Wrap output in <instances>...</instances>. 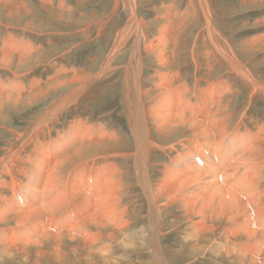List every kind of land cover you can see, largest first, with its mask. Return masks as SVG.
I'll return each mask as SVG.
<instances>
[{
  "label": "bare ground",
  "instance_id": "bare-ground-1",
  "mask_svg": "<svg viewBox=\"0 0 264 264\" xmlns=\"http://www.w3.org/2000/svg\"><path fill=\"white\" fill-rule=\"evenodd\" d=\"M136 1L137 0H123L125 4L123 5L129 13L128 21L116 32V36L105 55L106 59L102 61V66L93 80H85L84 75H71L59 79L45 90L38 87V90L33 91V93L29 95L9 92L11 90L24 91L27 89L25 85V89L21 84L16 83L7 86L6 83L0 80V115L4 118L7 104L11 108H14L22 99L29 98L26 102L31 103L35 96L40 98L48 97L51 95L52 91H55V89L61 85H69L70 87L65 95L51 102L43 113L37 115L27 129L19 135L17 134V139H20L18 143L6 147L5 151L0 155V168L3 167L6 175L11 177V181L16 180V182L23 183V180H25L26 183H23V189L25 191L28 189L35 191L37 200L42 201L41 204H36L37 206L32 205L31 202H29L28 206H26V203H22V209L19 210L10 206L13 202H9L7 203V206L10 207L8 212L9 215L7 214L8 218L12 219L15 226H20L22 228L33 224L31 223L32 219L36 218L43 219L45 217H55L57 220L58 217H56V215L63 214V210H69L70 204L73 207L74 203L75 205L77 203L81 205V207H79L83 208L85 211L84 217H81L80 219L78 218L79 220L74 224H72L69 219V221L66 220L68 221L67 224L64 220H60L61 222H65V229L50 230V228L46 229L47 227H45V229L40 232H37L36 229L35 232L39 234L36 241L29 239L31 234L27 233L26 236L19 235L20 237L18 239L20 240L22 238L23 241H16V243L14 237H12L14 229H11L10 231L7 230L9 232H5L6 237L3 242L0 240L1 261L11 256L14 250L20 249L21 252L27 253L29 245H34L39 259H49V257H52L57 260H65L66 241L73 243V245H71L73 247L69 252H72V255L74 253V257L78 262L80 261V258L77 255V251L80 248L84 250L82 253L85 252V257H88L89 260L92 261L95 256L91 253L93 252L91 249L103 239L106 240V243L104 246H101L102 250L100 253L102 255L108 252L110 253L112 246L109 241H114L113 238H115L116 235L119 236L131 221L127 216L125 217L127 206H124L122 203L123 193L125 192L126 186L125 178H127L128 175H131L139 186L146 201L147 227L145 226L144 233L141 234H145V236L146 234L148 235V245L152 250L153 264H169L164 253L165 248L162 246L160 234L164 220V211L168 207L170 210L173 208L178 209L177 206L180 211L179 216L185 218L184 222H182L186 229L185 236L183 237V240H185L184 243L191 242L192 244L188 253L190 257H194L196 253H201V251L204 250L214 257L235 256L238 259L235 261V264H264V230L260 229L262 228L260 227L261 222L264 221V179L262 178L264 176L260 173L262 170L260 165L258 166V164H262L258 160H264V152L261 150L263 143L261 142V139L263 137L261 139L253 140L255 145L250 148V150L247 149V153H244L237 158L235 156L237 160L235 162L236 166L234 165L230 169V171H233L237 169L239 165L247 164L248 166H251L252 170V173L249 176L243 174V176H239V178L234 180L219 183L217 178L209 179L208 177L201 176V174L199 175V173L198 175L195 173V175H186L182 170H176L171 166H163L164 169L160 171V175L156 180L151 177L148 168L152 165L153 152L160 148L163 149L152 135V132L153 134L155 132L158 136L166 139L174 135V133H180L183 137L180 140V144H182L181 147H188L191 144L193 145L196 143V139L202 140L203 142L211 141L212 144L210 143L207 145L213 146L214 144L213 147L217 146L215 148L216 150L219 148V144H221L223 139L227 138L228 140L229 135H231L228 133L230 132L234 134L237 128L236 126L231 125L230 121H227L228 118L225 120V117H227L225 114L228 106L227 102H225L226 97L218 98L217 96L218 99L215 97V101H212L213 103L208 105L203 94L197 88L198 82L196 84L193 83L192 85H187V83L184 85L185 82L183 83L180 77H178L180 72L175 69L177 67V62H175L177 60L175 57L177 55V50L174 49V44L180 33L179 26L187 21V16H183L176 21L175 19L178 16L175 13V10L173 8L169 9V7L162 6L163 9L159 12L163 20H161L157 29L156 45L153 40L151 41L147 38V35L143 30L144 24L137 17L136 4L138 1ZM2 2L3 4L0 5V10H3V17L5 19L11 17L18 22L25 19L23 18L25 15H23L22 9L26 10L29 7L26 0H0V3ZM15 2H18L20 5V11H11V9L19 8H13L15 7L13 6ZM18 4L16 5L18 6ZM114 4L115 7L113 6V10H116L119 6L118 0H115ZM190 4L191 1H189V5ZM199 5L205 25L204 27L207 31L211 32V35L207 38L211 47L209 46L210 49L204 51L206 62L205 68L208 70L205 76L211 78L212 75L209 74L212 72L213 66L220 65L221 67H224L226 69L225 71L229 72L230 75L243 81V85L250 92V100L257 95L264 96V80L257 78L249 70V67H247L244 61L240 58L239 49L236 51L231 48H225L224 46L228 45L225 42V45H223L222 37L219 36L220 33L217 34L214 31L211 23V10L209 11L210 6L208 5L207 0H199ZM190 9L193 8L191 7ZM185 14H188L187 11ZM18 22H16V24H18ZM257 37L258 36L255 37V40ZM13 39L15 40L14 37ZM13 39L11 34L6 38V40L9 41V45L12 47L15 45ZM130 39L131 49H128L126 54V62L123 63V65H120L122 66V79L119 83V90L128 129L130 130V137L133 143L132 151L130 152L127 149L126 152H123L121 151L122 149H119L120 143L115 131H109L103 126H87L82 120L72 121L68 126L65 135L63 137L58 136L54 141L46 140L45 143H41L39 141L40 137L36 139L38 135H41L45 127L52 124V122L56 120L68 106L81 101V98H85L86 100V97H93L96 95V85L99 81H102L103 78L109 76L113 72L115 69L113 67L114 63L120 54H122V49L119 48L125 44L126 41L130 42ZM257 41L258 42L252 41V38L251 40L249 39L247 50H255L253 47L256 48L258 45L260 46L264 44V33L259 35ZM169 42L171 48L166 49V44ZM1 52V67H7L10 69L14 76L17 74V71H12L10 66V55L14 51L11 52V49H7ZM24 54L25 51L24 53L22 51V55L15 57L17 63L22 62L25 56H27H24ZM144 54L153 57L156 66L160 68L152 70L153 80H151V82L154 86L152 87L153 92H150L148 87H146L147 85L145 86L143 84ZM214 80H207V91L204 92L206 93L204 96H207L208 99L210 97L211 99H214L212 96L217 90H219V85H221L223 81V87L224 85L225 87L230 85L228 83L230 82L229 80L221 79L218 83ZM12 81H14V79ZM34 83H36V80H31V83L28 82V86ZM203 88L200 89L202 90ZM221 89L219 90L221 92L220 96L228 94L227 88V90H224L225 88ZM28 90L30 89H27V91ZM193 97H195V101H192ZM203 107L205 112H207L206 115L202 109ZM203 115L206 117H203ZM188 129L191 133H187ZM262 132H264L263 128L260 133ZM189 136L191 138H189ZM245 139L247 138L243 137L244 142ZM192 140H194V143H191ZM69 142H78V144L68 150ZM26 146H29V149H27L29 153L24 150ZM123 146L128 148V145ZM173 146L175 147V145ZM179 149L177 151L181 153L182 151L180 152ZM19 152L28 154H24L26 157L23 159V157L19 155ZM123 157L132 160V170L130 174H127L122 166L115 160H120ZM97 158L99 160L102 159L103 162L95 164V160L92 159ZM20 161L24 163V167H21L24 171L22 174V180L15 175V172L12 171V169L7 168L11 164H17V162ZM180 161H182V159ZM78 162L80 163L78 164ZM87 163H91L90 168L85 167ZM30 164V169L26 168L27 165ZM173 164H177V161ZM256 166L259 167V172H257V170L254 172ZM26 171H28V175L25 173ZM84 172L90 174L91 178L99 180L95 181L98 184L94 185L96 186L95 189L93 187L91 188L92 193H90L89 190V193L83 192V187H79L77 181H75V178L84 174ZM228 174L230 175L232 173ZM128 178H130V176H128ZM81 181L83 180L81 179ZM1 184L2 183L0 182V185ZM8 187L12 192H17V189H19V186L14 183L9 184ZM260 188H262L261 193L258 192ZM1 194L2 193L0 192V200L2 198L4 199V196ZM88 194L92 196H88ZM5 204L6 203L2 205L0 204V215L7 211ZM259 207L261 209H258ZM255 208L258 209L256 210L258 211L257 213H259L257 214L254 212L258 215L255 216V223L256 225L260 223V228L250 227V211ZM71 211L73 213L72 209ZM65 213L68 214V211H65L64 214ZM7 216L5 215V217H3L6 218ZM62 219H64V216ZM1 221L5 220L3 219ZM43 226L46 225L43 224ZM18 229L16 232H18ZM9 238L13 239L9 241ZM117 238L116 240H118ZM143 238L141 236V239ZM250 241L254 247H261L256 253L247 251V247L245 251L239 250L245 247V242ZM202 243H204V245H202ZM47 244H49L51 250L49 253L44 249ZM121 247L122 246L120 245V249ZM101 254H97L96 256H102ZM76 260L74 259L75 262H77ZM91 261L87 262V264H90Z\"/></svg>",
  "mask_w": 264,
  "mask_h": 264
},
{
  "label": "rangeland",
  "instance_id": "rangeland-1",
  "mask_svg": "<svg viewBox=\"0 0 264 264\" xmlns=\"http://www.w3.org/2000/svg\"><path fill=\"white\" fill-rule=\"evenodd\" d=\"M26 1L29 7L26 10L22 9L23 15H25L23 16V18L25 19L21 20L20 22L11 17L9 19H5L3 17V10H0V39H2L0 40V54L2 53L1 51L7 49H11V52L14 51L10 55V66L12 71H17V74L13 76L10 69H8L7 67H1L0 65V80L6 83L7 86L16 83L21 84L24 89L25 86L27 89H30L28 91L27 89H25L24 91L11 90L9 91L10 93L29 95L32 94L33 91L38 90V87H41L45 90L47 87L53 85L54 82L58 81L59 79L71 75H84L85 80H93L96 77V73H98L102 66V61L106 59L105 55L116 36V32L124 26V24L128 21L129 16V13L124 6L125 4L123 0H118L119 6L116 8V10H113V6L115 7V0ZM137 1V17L144 24L143 30L147 35V38L151 41L153 40L156 45L157 29L160 25L161 20H163L160 15V12L163 9L162 6L169 7V9L173 8L175 10V13L178 16L175 19L176 21L183 16H187V21L179 26L180 33L177 36L176 43L174 44L175 46L173 45L174 49L177 50V55L175 56L177 59L175 61L177 62V67L175 66V69L179 70L180 72V76L178 75V77H180L183 83L185 82L184 85L186 83L187 85H192L193 83L196 84L198 82L197 88L203 94V97L205 98V101L208 105L210 103H213L217 96L218 98L226 97L225 102H227L228 106L225 114V116L227 117H225V120L228 118L227 121H230V124L236 126L237 128L234 134L230 132L228 133L232 136L229 135L228 140L227 138L223 139L221 141V144H219V148H217L216 150L215 148L217 146L213 147L214 144L213 146L207 145L210 144L211 141L203 142L202 140L196 139V143H194V140H192L191 143L194 144L192 145L190 143L191 145L188 146L190 148H188L187 146L181 147L182 144H180V140L183 137L180 135V133H174V135L166 139L158 136L155 132L154 134L152 132V135L164 150L160 148L161 150L159 149L153 152L152 165L148 168L151 177L156 180L160 175V171L164 169L163 166H171L176 170H182V172H184L186 175H198L199 173V175L201 174V176L208 177L209 179L217 178L219 183H223V181L228 182L230 180H234L236 178H239V176H243V174L245 176H249L252 173V170L251 166H248L247 164L239 165L238 168L233 171H230V169L236 164L235 162L237 161L236 158L238 156L247 153V149L250 150V148L254 147L255 143H253V140L259 138L261 139L263 137V140L261 139V142H263L261 150L262 152H264V132L260 133L261 129H264V96L257 95L250 100V92L243 85V81L237 77H233L232 75H230L229 72L225 71L226 69L224 67H221L220 65L213 66L212 72L209 74L212 75L211 78H207L205 76L208 70H206L205 68L206 62L204 51L210 49L211 47V45L209 44V40H207V38H209V36L211 35V32L207 31L204 27L205 25L201 16V9L199 8V0ZM189 1H191L190 5ZM207 2L210 6L209 11L211 10V23L213 29L217 34H221H219V36L222 37L223 45H225V43L228 45H225L224 47L227 49L231 48L236 51H238L239 49L240 58L242 61H244L245 65L249 67V70L257 78L264 80V44L260 46L258 45V47L256 48L253 47V49L255 50H247L248 40H251L252 38V41L258 42L257 39L259 35L264 33V19H262L264 18V0H207ZM2 4L3 2L0 3V5ZM16 4H18V2L14 3L13 6L15 7L13 8H19L11 9V11L15 12L21 10L20 5L18 4L17 6ZM191 7L193 9H190ZM186 11L188 13L187 15L185 14ZM16 22H18V24H16ZM10 34L12 39L13 37L15 38V40L13 39V41H15V45L13 46L14 48L10 46L9 41L6 40V38L9 37ZM256 36L258 37L255 40ZM127 42L128 41H126L125 44H123L119 48L122 49V54H120V56L114 63L113 67L115 69L113 70V72L109 76L103 78L102 81H99V83L96 85V95L93 97H86V100L85 98H81V101L68 106L67 109L63 111L57 117V119L52 122V124L49 125L50 127H45V132L44 130V133L42 132L43 135L41 133L43 138L41 135H38L36 139L40 137L39 141L41 143H45L46 140L54 141L56 140V138H58V136L63 137L65 135V132L72 121L82 120V122L87 126H103L109 131H115L120 143L119 149H122L121 151L123 152H126L127 149L130 152L132 151L133 143L130 137V130L128 129V124L126 116L124 114V107L121 99V93L119 90V83L122 79V66L120 65H123V63L126 62V54L128 52V49H131V39L130 42ZM165 48H171L170 42L166 44ZM257 48L260 50H258ZM22 51L23 53L25 51L24 56H27H25L22 62L17 63L15 57H19V55H22ZM146 55L147 54H144L143 84L145 86L147 85L146 87H148L150 92H153L152 87L154 86L151 82V80H153L152 70L160 68L156 66L153 57H151L150 55ZM13 79L14 81H12ZM221 79L230 81L228 82L230 85L226 87L225 85L223 87L224 81L221 85H219V90L221 88H225L224 90L228 89V94L220 96L221 92L217 90L215 94H218H214L215 96H212V98L214 99H211V97L208 99L207 96L205 97L204 95H206V93L204 92L207 91V82L209 80H214L218 83V81H221ZM31 80H36V83L28 86V82L31 83ZM202 80L205 82H203ZM148 84H150L151 87ZM199 87L204 88L201 90ZM69 89V85H61L60 87L56 88L55 91H52L51 95L48 97L46 96L45 98H40L38 96H35L33 98V102L31 103L26 102L29 100L28 98L22 99L21 102H19L14 108H11L7 104L5 110V118L1 117L0 115V155L3 153V151H5L6 147H9L14 143H18L20 139H17V134L19 135L25 129H27L37 115L43 113L46 110V107L51 102L65 95ZM192 101H195V97H193ZM202 109L206 115L207 112H205L204 107ZM203 117L206 116L203 115ZM187 133H191L189 129L187 130ZM243 137L247 138L245 139V142L243 140ZM189 138L191 137L189 136ZM77 144L78 142H69L68 150L72 149ZM172 144L178 148H175ZM123 145H128V148L124 147ZM28 147L29 146H26L24 150L29 153V151L27 150L29 149ZM178 149L180 150V152H182L179 153V151H177ZM183 150L185 151V153ZM28 153L19 152V155L24 159L26 157V155L24 154ZM181 159L182 161H180ZM92 160H95V164H100L101 162H103L102 159L99 160L98 158ZM115 160L122 166L123 170L127 174L131 173L132 160L126 157H123L120 160ZM175 160L177 161V164L174 165L173 163L176 162ZM258 161L262 163L258 164V166L260 165V168L262 169L260 173L262 176H264V160ZM79 163L80 162H78V164ZM258 166H256L257 168H254V172L255 170L259 172L260 169ZM21 167H24V163L20 161L17 162V164H11L7 168L12 169V171L15 172V175L20 180H22V174L24 171L21 169ZM30 167L31 164L27 165L26 168L30 169ZM85 167L90 168L91 163H87ZM3 171L4 169L3 167H1L0 182L2 184L0 185V192L2 193L1 195L4 196V199L2 198L0 200V204L2 205L6 203L5 207H7V213L4 212L5 214L2 213L0 215V228L2 229V231L0 229L1 242H3L6 237L5 232H9L11 229H14L12 237H14L15 242L23 241L22 238L20 240L18 238L20 236H26L27 233L31 234V236H29L30 238L28 237L29 239H33L36 241L39 237V234L37 232L42 231L43 229H45V227H47L46 229L50 228V230L65 229V222L67 224L70 220L71 223L74 224L81 217H84V209L80 208L81 205L76 203V205L78 206L77 207L74 203L73 207L70 204L69 210H65L66 212L68 211V214H64V210L63 214H57V220L55 217H49L50 219L45 217L43 219L41 218L42 220L40 218H36L37 220L32 219L31 223L33 224H30L29 226H24L22 228L20 226H15L12 219L8 218L7 216L10 210V207L7 206V203L13 202V205L11 204L10 206H13L15 207L14 209L19 210L22 209V203H26V206H28L29 202H31L32 205L37 206L36 204H41L42 201L37 200L35 191L29 189L25 191L23 189V183H26L25 180H23V183L18 181L16 182V180L11 181V177L7 176L5 171ZM25 173L28 175V171H26ZM228 173L232 174L229 175ZM80 176H77L75 178L78 186L81 188L83 187V192L89 193V190L90 193H92L91 188L93 187L95 189L96 186L94 185H98L95 181L99 180L91 178L90 174H87V172H84V174ZM128 176H130V178H128ZM128 176L127 178H125L126 186L125 192L123 193L122 203L124 204V206H127L125 217L127 216L129 219H131V221L130 224L125 228V230L119 234V236L116 235V237L113 238L114 241H109L111 242L110 244L112 246V250H110V253L108 252L104 255L100 253V251L102 250L101 246H104L106 243V240L103 239L100 240V243H97V245L91 249L93 251L91 253L93 254V256H95L92 261L89 260L88 257H85V252L82 253V251L84 250L80 248L77 251V255L80 258V261L78 262L74 257V253L72 255V252H69L73 247L71 246L73 245V243L66 241L65 260H57L52 257H49V259H39L37 257L34 245H29L27 253L21 252L20 249L14 250L11 256L7 257L5 260H0V264H87V262L89 261H91L90 264H153L152 250L148 245V235H142L144 233V228L147 227L146 201L134 178L131 177V175ZM262 178L264 179V177ZM81 179L83 181H81ZM12 183L19 186L17 192H12L8 187V185ZM261 190L262 188H260L258 192L261 193ZM88 196L92 195L88 194ZM11 197H13L14 199ZM177 208L178 209L173 208L170 210V208L168 207L164 211V220L162 223V230L160 234L161 243L163 248H165L164 253L166 258L168 259L169 264H235V261L238 260L235 256L214 257L204 250H202L201 253H196L194 257H190L188 253L192 244L191 242L186 244L184 243L185 240H183V237L185 236L186 229L182 222H184L185 218H181L179 216V207L177 206ZM71 209L73 210V213ZM256 209L257 208L251 210V214L249 215L250 227L253 228L260 226V223L256 225L255 216H258L257 214L259 213H257V210L261 208L259 207L257 210ZM254 212H256L257 214ZM5 215L7 216L6 218H4ZM62 215L64 216V219H62ZM3 219L5 221H1ZM60 220H64L65 222H61ZM43 224L46 226H43ZM260 227V229L264 230V221L261 222ZM17 229L18 232H16ZM36 229L37 232H35ZM15 234L18 236H16ZM141 236L142 238H145L141 239ZM116 238L118 240H116ZM9 239L8 240L11 241V239L13 238ZM251 243V241L245 242V247L239 250L245 251L247 247V251L256 253L258 249L261 248L254 247ZM120 245L122 246L121 249ZM202 245H204V243H202ZM44 249L48 253L51 252L49 244L45 245ZM97 254H101L102 256H96ZM74 259L77 262H75Z\"/></svg>",
  "mask_w": 264,
  "mask_h": 264
}]
</instances>
